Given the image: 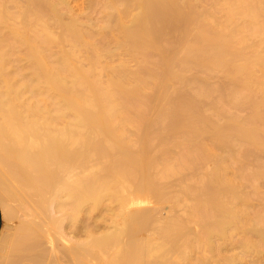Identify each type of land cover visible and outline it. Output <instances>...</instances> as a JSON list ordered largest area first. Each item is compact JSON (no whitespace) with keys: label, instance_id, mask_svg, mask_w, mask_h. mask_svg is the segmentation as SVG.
Listing matches in <instances>:
<instances>
[{"label":"bare ground","instance_id":"obj_1","mask_svg":"<svg viewBox=\"0 0 264 264\" xmlns=\"http://www.w3.org/2000/svg\"><path fill=\"white\" fill-rule=\"evenodd\" d=\"M7 1L0 0V26H4V27H7L8 18L9 17L13 18L12 16H9V14L6 11L7 9L6 4L8 3ZM21 1L22 3H25L26 8L23 10L22 13V11H20L21 3L18 1L19 2L18 6L20 8L19 11L22 14H24L27 11H30L32 15H30V17L27 18L23 17L24 18V25L22 24L23 27L16 26L19 25L18 23H23L21 22L23 18L19 16L20 12L18 11L19 13L18 12L15 13L16 9H18L16 8L13 16L16 18H20V20H15V18H13L15 20L14 23L17 22V24L16 25L12 24L14 28L12 26L13 29L11 28L12 30L10 34L12 33L11 35H13L14 41L17 42L18 45L22 46L24 48L23 50L26 51L24 53V56L27 55L28 58L27 57L26 58L29 59L28 61H30L29 62L30 68L32 71L31 79L34 80L35 83L37 82L38 85L42 84L44 88H47L48 93L49 90H51V92L52 91L55 92L56 94L55 99L58 98L60 100L61 102L60 105L62 106V110L63 109L65 110L63 111L65 112L64 114H66V110L70 112V114L67 113L66 115L71 116V118H69L70 120L71 119L76 120V123L73 125L74 128L78 127L77 128L78 130L76 129L77 132L72 130L63 131L62 128L59 126L61 131H63L60 132V130L56 129V131L58 130L59 133H61L59 135L57 134V132L54 131L55 129L53 130L51 129V131L49 129L47 130L45 128L47 126L46 125L44 128L47 131L46 130L42 131L43 129H41L42 131L41 132L40 129L35 128V120L25 121L23 119V117L18 111V108L20 106L22 107L23 103H21V105L18 107L17 105L19 102L16 103L17 98L15 97L17 96V94H19V96L21 95L20 93H22L23 89H21L20 91V88H23L25 84L19 87L16 84V82L13 81L10 74L8 73L6 69V65L8 63V58H7L8 51H6V49L4 51L2 46L3 45L5 46L9 38L7 42L4 43L7 37L5 38L3 36H0V84H1L0 86L1 88L0 89V120H1L0 122V186H1L0 197L3 193L6 195L10 190V189L9 190L6 189L8 183L10 184V182L12 183L20 182L19 184L22 183V185L26 189L24 194L25 195L24 200L29 201L30 193H33V195L39 197V203L41 204V206H44L43 205L44 203H48L47 204L48 208L53 206L55 209L61 210L62 208L67 207L68 210L66 215L63 214L64 217L66 216L63 220L60 219L59 221L55 220L54 218H52L51 216L52 214L50 215L51 216L50 217L49 215L46 214L47 209H44V212H42L41 214L37 213L39 216L40 215L43 216V220L41 219L42 217L41 218L39 217L42 220V222L40 221L38 223L34 222L29 224L28 223L25 224L26 222L25 223L22 222L21 224L16 226L17 228H14V230L16 229L14 235L7 237L6 240H4V242L6 241L7 247L6 245L5 247L7 248L6 250L8 254L13 257L15 255V258L17 256V259L15 258L11 259L9 256L7 257L9 259H7L6 264H19L20 261L19 258L21 256L18 257L19 254L17 253H20L21 251H23L28 255L27 258H30L32 264H44L42 263V261L46 260L47 255L45 252H47L48 254V251H45V248L43 247L44 244L43 238H45L46 236L49 237L48 234L51 228H54L55 231L57 230L59 233H62L64 231L63 228H65L64 226L66 224H70V225L72 224L70 228L73 229L72 228L74 227L73 224L78 221L80 216L83 217L81 214L85 209L91 211L92 214V211H97L99 208H101L105 200H108L110 202L114 201L119 206L118 207L119 210L123 211L126 208V206L129 205L131 206L137 197L144 195L146 192L148 193L149 191L151 192L157 191L156 193L160 195V193L164 192L163 189L165 185L163 186L162 190L160 189L157 190L158 186L155 188L154 185L158 181H161L162 178H167L175 173L177 174V172L181 169V167H182L181 170H183V167L184 168L194 167L195 172H197V177L195 178L196 184L195 187H193L192 189L193 191L192 190L190 191L191 188L189 190L185 189L188 187H181L182 189L178 188L180 191L174 188L176 192H179V195L180 192L184 191L183 193H181L183 194L182 196H184L185 192L188 191L189 196L186 192L187 196L195 200V202L193 201L194 206L192 205L194 211L189 215L184 216L183 218L182 217L180 218L179 216H172L168 218V220L165 219L167 221L166 223L161 224V222H158L161 225H159L157 228L152 227L151 229L152 232L153 231L154 233L159 232V234L156 233L157 236H162V238H164L166 241L172 244L179 252L184 264H190L192 259L191 256L189 255L190 250L185 251L184 249L189 248V246H191L192 249L194 248L193 245L194 243L193 241H191V236L189 232V226H190L189 222L191 221L193 224L197 225L200 230L199 234H197L194 237V239L199 245L198 246L199 249L200 250L202 249L204 253L206 252L205 253L206 256L200 255L198 259V264H211L212 263L211 256L214 255H217V259L221 261L223 264H264V192L261 191L264 190L262 189L264 188V82L254 81L253 79L254 69L258 67H264V57L257 58L256 57L257 55L255 54H254L255 57H252L254 56L252 53H251L252 55L248 56V54L250 53L247 50L246 51L248 52V54H246L244 49L237 48L235 46L236 43H234L233 35L230 34L233 37L228 38L229 37L228 32H227L228 36H226L225 38L223 36L224 34L218 33L219 31L215 30L217 33L211 31L213 30L212 28L211 29H208L209 27L207 29L204 28L207 30V31L205 30V32L203 28H199L200 34L202 33L201 32L202 29L204 33L200 35L198 33L199 31L197 32L200 35V37H199V41L198 40L196 41L198 42L196 46L199 45L202 47L201 51H199L197 55L203 61L204 59H206L207 61L210 62L208 63L210 64V66L211 65L218 66L220 67V69L223 68L224 70L222 69V71H224L225 73L227 71V73L230 74V76L235 77L234 81L236 83L234 82L235 83L234 87L237 84L240 85L241 88L243 87L245 89H251L255 86H259V84L261 85V90H262L261 95L258 98H254V99L250 97L251 98L249 99V101L251 100L250 102L246 100V102L248 101V105L245 104L246 106H243V107L252 108L250 116L245 119L230 118L223 124H221L216 119L215 121H213L212 119H210V117L206 115V113H204L203 115L202 114L203 110L202 111L200 110L202 108L201 107L199 108L196 105L197 102L195 103V101L192 99L191 100L182 99L180 102H172V97L169 94L170 92L169 83L172 87V82H170V80H172L175 77V75H177L176 65L180 64L181 61L180 63H175L176 62L175 59L173 60L172 58L168 57V55L170 54H167V57L165 56L163 61L161 60L162 61L161 67L163 69L165 67L164 70H165L166 83L163 82L157 92L155 90H152L153 93L156 92L154 96L153 97L151 96V98L150 97L147 98L146 96V98H144V101L147 104V106L150 108L149 109L150 111L154 109V106L161 105L162 110L159 111L160 118L167 117L172 121L170 124H167L166 126L169 128L170 126H176L177 127L176 134L180 132L179 134H181L184 137L186 142L193 141L194 143L189 142L190 145L189 146L186 145L188 148L187 149L184 148L185 151L181 155L179 154L177 159L174 158L175 159L174 164L169 165L168 167L166 165L168 163L166 164L164 163L165 164L164 166L166 167H163L162 169L160 168L159 170L158 159L155 157L156 155L155 156L152 155V151H153L152 149L154 145L152 144L153 142L151 143L152 139H150L152 135L149 134L151 137H149L148 135L149 128H151L149 126L150 124L148 125L149 121L147 124L146 123L141 124V127L139 129L141 132L138 131L139 134L137 136L140 141L137 149L135 150H131L128 148V143L125 142L123 138L124 135L122 137L121 135L122 133H119L122 132L121 130H124V129L121 130L119 129L121 127V124L122 127L124 128L125 126H129L137 122L139 118L138 117L139 114L136 113L135 111L134 114L130 113L133 109L130 103L132 102V100H134L133 98L135 96L139 97V90L142 87V85L140 87V84L143 83V81H141L143 79L139 76H136L135 78L138 80V84L135 85L137 87L134 85L135 87L134 86L131 87L133 89H128L130 90L129 92L126 91L127 88L124 85V82L121 84L120 83L121 81L118 82L116 81V79L114 82L120 84H115L113 82L114 84H111L109 88L103 90L102 89L103 87L102 86H101L102 88L100 87L101 82L97 80L99 78L96 75L95 76L97 79H95V77L92 76L91 71L82 70L81 67H78L73 64L72 61L74 60L72 59L73 57L72 56L73 54H71L72 51L68 52L66 50L67 52H63L62 54L60 53L61 55L58 54L59 55L58 58L57 57L56 59L53 58V61H50L49 57L47 56L48 54H45L46 52L45 50L46 49L48 50L49 46L53 45V43L56 42H54L52 33L48 29L49 25L45 24L42 21V18L44 16L48 18L49 15L54 17L53 14H55L56 17L54 18L50 17V19H55V18L59 19L60 18L58 16L59 14L57 15V11H56V8H58L57 5L59 4L62 5L66 2L65 0H21ZM230 1H233L232 3L235 2L234 4L236 5L234 6L238 8L237 9L235 7L236 12L237 11L239 12V13L237 12L238 15L239 14L249 15L255 21L261 18L264 19V3L261 2L262 0H249L250 2H248V5L246 4L247 0H230ZM118 2L119 0H117V3ZM162 2H160V0L158 2L157 0H139V5L142 7L143 12L139 13L140 24L139 22H137L138 26L130 28L131 27L130 25L128 29L131 31V33L132 30L134 29V33H133L134 35H132L131 38L128 36L130 38V42L127 43V45L129 44L128 46H130L132 42L136 43L138 41H146L147 43L149 42L150 37L151 38L158 37L155 36L157 33V32L155 33V31L159 29L161 30V27H164L162 25H165V23L161 21L163 23L162 25L159 24V26L161 25V27L158 26L159 28L153 31L152 29L156 28L157 24L155 25L153 24L154 27L152 26L151 29L149 28L150 27L149 24L151 22L154 23V20L152 21L150 20L151 21L150 23L148 22L149 19L152 16H154V12L152 11L153 7L156 6L155 8H157L158 6L157 9L159 10L160 9L159 7H161L162 4L163 6H165L166 3L167 5L168 4L170 5V3L167 2V0H163ZM242 2H245L244 4H246L247 6L242 4L245 7L243 6L238 7ZM172 3L174 2H171V4ZM22 6L24 7V5ZM123 6L124 7L122 8V10H118V11L122 12L123 9L125 10L127 8V6L126 7L125 5ZM110 8L112 9L113 7H109V9ZM233 9L234 8H232V10ZM168 10L170 11V9ZM168 10L167 12H169ZM176 10H178V8ZM180 10L178 11L180 12ZM161 11L164 12L165 10H163L162 8ZM181 11L183 12V10ZM172 12H174V10ZM233 12L235 14V11ZM117 14L119 15V13ZM167 14L171 16L170 15L171 12ZM173 14L174 13H172V16H174L175 20H179L177 19L178 18L177 12H176L177 16ZM24 15L26 16L27 14ZM182 16L183 19L181 18V21H187V20L189 21L187 15L186 17L188 19L186 20H184V18H186L184 17L185 15L183 14ZM114 17L116 16L114 15ZM171 18L172 17H169L170 20H172ZM113 19L115 20V18ZM136 19L138 20V15L136 16ZM136 19L134 21H137ZM195 19L196 18H193V21ZM54 21H56V19ZM190 21L188 24L193 25L194 23L192 24V22ZM68 22H70V24H68ZM68 22L66 23V25L63 26L60 24L64 29L62 31L70 32V36L73 40L71 41L76 43V45L78 46V44L81 43V41H83L85 37H83V34H81V30L79 28L78 29L80 31L77 30L76 25L72 23L73 21H68ZM173 22L170 24L171 26ZM229 22H231V20ZM129 24H123V25L125 26ZM117 25L118 24L116 23V26ZM150 30H152V32L149 33ZM262 30H264V28H262ZM30 32L32 34H29ZM232 32H234V30ZM186 33H187V29H186ZM0 34H2V32ZM151 34H154V36H151ZM157 34L160 37L159 31ZM162 34L163 35L166 34L165 31ZM198 34L196 35L197 38H198ZM125 35L127 36V34ZM234 35L236 40V34ZM70 36H68L69 38L67 37L68 38L67 40L71 39ZM127 39L128 38H126V41ZM191 40L190 42H192ZM193 41L195 42V40ZM151 44L153 45L154 43L151 42ZM74 45L72 47H76ZM188 46L190 45L187 44L186 46L187 49H190L188 48ZM192 46L193 45H191L190 47ZM196 46L194 43L193 46L194 49H196L195 48ZM8 48H10V46ZM140 48L141 47H139V49ZM77 49L75 48V50ZM136 49L138 48H135V50ZM77 51L75 53L78 54L79 51L78 52ZM9 53L12 54V51ZM50 54H52V52ZM75 56L76 54L74 55V58ZM201 59L198 61V59L195 58L196 62H200V61L202 62ZM206 60L204 62H206ZM92 61H93L92 63H94V60ZM186 62L187 60L185 61V63ZM171 63L175 66V69L171 67L172 66ZM181 64L183 65V63ZM157 66L161 69L160 64ZM159 68L156 67V70L157 69L159 70ZM113 74L115 75V73ZM92 77H94V79L97 80L98 82L93 80ZM128 77L132 78L131 76ZM130 78L128 79L129 81ZM67 80H70V82H68ZM123 80H125L126 84L129 83L127 79H123ZM66 82L70 84L73 83V87L69 88L70 85H68V83L66 84ZM26 87L28 86L26 85ZM34 94L36 95L37 93ZM140 98L142 99L141 96ZM143 103L141 102L140 104ZM41 107H42L41 110L37 112L34 109L33 111H35V113H33V115L37 114L36 116L38 117V115H41L42 111L45 112L46 109L43 110L45 108V105L44 106L42 105ZM57 109L59 110V108ZM21 111L23 112V110ZM30 112L31 110L28 112V114ZM135 114H138V116H136ZM33 115L31 117H33ZM45 117H47V115H45ZM60 118H55L54 120H51L52 118L49 116L48 119L46 118L45 119L47 123L51 121L56 123L55 124L56 127L58 123H59L58 125H60V121H61ZM62 118L64 120V116ZM146 118L148 117L145 116L141 117L142 123ZM38 119L41 120L39 117ZM65 119L68 118L66 117ZM145 121H147V119ZM41 122H39L40 126L43 123ZM52 122L51 124L54 125V123ZM62 122L63 121H61V123ZM115 122H117V124L121 122L122 123L118 124L120 125L119 127L118 125L115 124ZM51 124L50 127H53L51 126ZM76 124L78 125L77 127H75ZM164 125L165 124H163V126ZM69 126L70 125L68 124V127ZM79 126L81 127V129H83L82 131L81 130L79 131ZM114 126L116 127V129L117 127H119L118 130L120 131L117 132L118 130L117 131L116 129L114 130L115 128ZM157 126L160 128L162 127L160 126V124H158ZM36 127H39L37 126V123H36ZM47 128H49V125L47 126ZM70 128L73 127L70 126ZM126 129L124 131H126ZM170 129L172 130V127ZM164 130L166 129L164 128ZM53 131L56 134H54ZM126 132L129 131L127 130ZM133 132L135 131L133 130ZM118 133H119L118 135L119 137L116 135ZM141 133L142 134L145 133V134L141 136L142 135ZM139 135L142 138H140ZM135 137H136V133H135ZM207 138L211 143L209 146L206 144ZM68 139L71 140L72 145L71 144L63 145L66 143L64 140H68ZM125 139H126V135H125ZM68 143H70V141ZM74 145H76V147ZM234 147H236V150L234 149ZM169 151L174 152V150L172 149L171 150L169 149ZM114 155H118V156L99 172L90 175H84L82 177L78 176L80 178L76 176L77 178L70 179L72 174H74L73 170L77 165L79 166L78 168H82L84 164L90 162L93 159L108 158ZM208 161H212L214 163V167H212V169L211 168L206 169L208 164H206L207 166L205 167V163H207ZM233 163L235 164V166L233 165ZM178 168L179 170L177 171ZM156 177L158 179L160 177L161 178L160 180H158L156 179ZM174 179H176V177ZM2 185L5 186L6 188L3 187ZM126 189H130V190L133 189L132 192L134 194L132 193V195H130L131 193H129L130 197H126V195H128V192H131L129 190L127 194H124ZM191 192H193L194 197H191L192 196L190 195L192 194ZM174 194L172 193L171 195ZM151 195L153 194L151 193ZM162 195H164V193L161 194L160 196ZM166 195L167 194L164 195L165 197L164 199H166L167 197ZM179 195L178 197L181 198ZM7 196L10 197V194H7L3 200H6ZM175 197L177 196H174L173 200L175 199ZM34 198H33V203H34L33 205H35L36 202L35 200H37V198L36 199ZM37 207L39 208V206H36V208ZM145 212L146 210L145 211L137 210L130 214L128 213L129 219L132 221V227L131 224L124 223L125 225H123V227L120 228L117 233L104 232L100 234H96V233L94 234L93 232H90V229H88L89 227L87 228L88 230L84 228L86 230L85 231L86 238L82 240L80 243H77V241H75L77 243L75 244V246L66 248L65 250L63 249L65 255L68 257L70 256L73 257L77 264H89L90 262H92L90 260V262L87 263L86 259L89 257L93 258L92 260L95 259L97 261L96 263L99 264L98 262L103 260L102 257L105 254L106 255L109 254L110 251H112L118 244H120L121 240L123 241L122 237L126 238V237H130L131 235L133 236L134 234L133 225L137 226V228L135 227L136 229L139 228L138 230H136L138 232L139 231L141 232V230L144 228H148V227L151 228L150 226L152 223H154V220L157 217V215H155L156 217L154 216L155 218L152 217V219H154L152 220L151 217L148 218L149 215L153 214V213L150 214L152 211L148 213L149 214L148 216ZM14 213L15 212L13 210L9 208L6 209L5 218H8V220L12 219L13 217H15ZM168 213L170 214L169 211ZM160 214L161 211L159 215ZM50 224L53 227L49 229L47 228L48 231H46L45 233L43 228H45V225L49 226ZM146 230L147 229H145V232ZM136 231L135 233L137 234L138 232ZM148 231H150V229ZM164 231L167 232V234L164 233ZM62 235L64 236L65 234H60L59 237L62 238L63 237ZM49 239L51 238L49 237ZM1 240L0 243H2ZM40 241L43 243L42 246L40 245L41 244ZM39 247L40 249H38ZM234 249H236V253L233 251ZM237 249H239L238 252ZM40 250L42 251L44 250V252H41ZM229 251H233L234 253L232 252L231 254H227V252ZM24 257L26 260L25 254ZM2 260H4V258H2ZM48 262L49 264L50 262L51 264H61L57 260V257H54L52 255L50 256V260Z\"/></svg>","mask_w":264,"mask_h":264},{"label":"rangeland","instance_id":"obj_2","mask_svg":"<svg viewBox=\"0 0 264 264\" xmlns=\"http://www.w3.org/2000/svg\"><path fill=\"white\" fill-rule=\"evenodd\" d=\"M16 1L17 0H8L7 1L8 3L6 4V8H7L6 11L9 14V16H12L13 18H15V20H20V18H16L13 16L15 9L18 8V9H16L15 13H17L20 8H21L20 11H22V13H23V10L26 8V5H25V3H22L21 0H18L21 3L20 4L21 7L19 8V6H18L19 2L18 1L16 2ZM158 1L159 0H157V2ZM162 1L160 0V2H162ZM65 2L66 3H64L62 5L61 4L57 5V7L59 9L56 8V11H57V15L59 14L58 16L60 17L59 19L55 18L57 22L54 21L55 19H50V17H52L50 15L48 16V18L45 16L42 18V21L45 24L49 25L48 29L52 33L54 42H56V43H53V45H50L51 47L49 46L48 50L47 49L45 50L46 51L45 54H48L47 56L49 57V60L53 61V58L56 59V57L57 58L59 57L58 54H60V53L62 54L63 52H67V51L68 52L72 51L71 52V54H73L72 59L74 60V61H72L73 64L78 66V67H81L82 70L91 71L92 72L91 74H92V76L95 77V79H97L96 78V76H97L99 78L97 80L101 82L100 87L102 86L103 88L102 87L101 88L103 90H106L107 88H109L111 84H114V83L115 84H120V83L122 84L124 82V85L127 88L126 91L129 92L130 90H128V89H133L131 87H133L135 84L136 85L138 84V80L135 78L136 76H139L143 79L141 81H143L144 84L143 83L140 84V87L142 85L141 89L139 87V89L141 90V91L139 90V97L135 96L138 99L134 97L133 98L134 100H132V102L130 103L132 108H133V109L131 108L133 112L131 111L130 113L134 114V111H135L136 113L139 114V116H138V114H135L136 116L139 117L137 122H135L129 126H125L124 128L122 127V124H121L122 122L118 123V124H121L122 128L120 127V125L117 124V122H115V124L118 125L120 128L117 127V129H116V127L114 126L115 127L114 130L116 129V131H117L118 128L120 130L121 129L125 130L127 128L126 131L128 130L130 133L126 132L124 130H121L122 132H119L120 130H118L117 132L122 133L121 134L122 137L124 135L123 138H124L125 142L128 143V148L131 150H135V149H137V147L139 145V141H140L137 136L139 134L138 131H140L139 129L141 127V124H145V123L147 124L149 121L148 125L150 124L149 126L151 128H149L148 135L150 134V135H152V137L154 135L153 138L150 135H149V137H151L150 138V139H152L151 143L153 142L152 144L155 146V148L153 146L152 155H154V156L156 155L155 157L158 159L159 170H160V168L162 169L163 167H166V166H164L166 163H168V164H166L168 167H169V165L174 164V160L178 158L179 154L181 155L185 151V149L188 148L187 146H189L190 143H194L193 141L192 142H190V141L186 142L184 137L181 134H179L180 132H178L176 134V130H177L176 126H170V128L172 127V130L166 126L167 124H170L172 121H171V119H169L167 117H163V118L161 117L160 118V116H159L160 112L159 111L162 110L161 105L154 106V109H152L150 111L149 110L150 108L147 106V104L144 101V98H146V96H147V98H149V97L151 98V96L153 97L163 82L166 83L165 70H164L165 67L163 69L161 66H162V61L165 58V56L167 57V54H170V55H168V57L172 58L173 60L175 59V61H176V62L174 61L175 63H180V61H181V63H183V65L180 63L182 66L180 64H178L180 66L175 64L176 68H177L176 74L178 76L175 75L176 78L174 77L175 78V79L173 78L174 80L173 79L170 80V82H172V87L169 83V86H170L169 94L172 97V102H180L182 99H190V100L192 99L195 101V103L197 102L196 105L199 108L200 107L202 108L200 110L201 111L203 110V113H202L203 115H204V113H206V115L208 117H210V119H212L213 121H215V119H216L221 124H223L224 122H226L230 118L245 119V118H248L250 116L252 108L251 107H243V106L248 105V101H249V99H251L250 97H252L254 99V98H258L261 95V92H262L261 85L259 84L260 88H259V86H255L251 89H245L243 87L241 88V86L237 85V84L234 87V85L236 83L234 81L235 77L230 76V74H228L227 71H226V73L224 71H222L223 68L220 69V67H218V66H212V65L210 66V64H208V63H210L209 61H207L206 59L203 58L204 61L206 60V62H207L206 63L197 55L198 52L201 51L202 47L198 45L199 46V48H198V46H196V44L198 42H196V41L197 40L199 41L200 35L202 33H204L205 30L209 27L208 29L212 28L213 30H211V31H214L215 33H217L216 31H219L218 33L224 34L223 36L225 38H226V36H228V33H229L228 38L234 36V43H236L235 46L237 48L244 49L246 54H248V52H249L250 54H248V56L255 54V55H257L256 56L257 58H262V57H264V30H262V28H264V19L261 18V19H258L255 21L249 15H242V14L238 15L239 12L238 11H237L238 13L236 12V10H235L236 6H234V5H236V4H234L235 2L232 3L233 1H230V0H167V2L170 3V5L169 4L167 5V3L165 4V6H163V4L161 5L163 10H165L164 12L161 11L162 10L161 7H159L161 10L157 9L158 6H157V8H155L156 6L152 8V11L154 12V16H152L148 22V23H150L152 20H154V23L151 22L152 24L151 23L149 24L150 25L149 28H151V29H152L153 24L154 25L157 24L156 25L157 27L152 29L153 31L157 30L159 27H161V25L163 23H165V25H162L164 27H161V30L159 29V30L155 31V33L156 32L158 33V31H159L160 37L156 33L155 36L156 37L158 36V37L157 38H155V37L151 38L150 37V39H149L150 44H149V42L146 43V41H138L136 43L132 42L133 44L131 43L130 46H128L129 44L127 45V43L130 42L131 36L134 35L133 34L134 29L132 30V33L128 29H129L130 25H131L130 28L138 26L137 22H139V20H140L139 13L143 12L142 7L139 5V0H119L120 3L119 2L117 3V0H115V1H113V0H65ZM171 2H174V3L171 4ZM248 2H250V1L247 0V2H246L247 5H248ZM261 2L264 3V0H262ZM162 3H164V2H162ZM244 3L245 2H242L240 4V6H238V7L247 6ZM262 3H261V5H262ZM174 4L176 7L174 6ZM242 4H244L245 6ZM22 5H24V7ZM115 5H117V6H115ZM123 5H125V7L127 6V8L129 6H131V7H129L128 9L126 8L125 10L123 9L122 12L118 11V10H122V8L124 7ZM109 7H113V8L109 9ZM165 8H167V9H165ZM177 8H178V10H180V9L183 10V12L181 10L179 12L178 10H176ZM232 8H234V9L232 10ZM168 9H170V11ZM111 10H113V11H111ZM167 10L169 12H171V14H170L171 16H169L167 14V13H169V12H167ZM173 10H174V12H172ZM231 10H232V12H231ZM227 11H229V12H227ZM233 11H235V14ZM176 12H177L178 16L176 15ZM22 13L21 12L19 13V16L21 18H23V17L27 18V17H30V15H32V13L30 11H27L24 13V14H27L26 16ZM117 13H119V15ZM172 13H174L173 15H176L178 17V18L177 17L176 18L179 20H175L174 16H172ZM183 14L185 15L184 17H186V15H187L189 18V21L191 20L190 22H192V24L193 23L194 24L189 25L188 20L187 21H181V18L183 19V16H182ZM189 14H190V16H189ZM229 14L232 16H230ZM53 15H54V17H56L55 14H53ZM114 15L116 17H114ZM137 15H138V20L136 19ZM227 16H228V18H227ZM229 16H230V18H229ZM54 17H52V18H54ZM169 17H172L171 18L172 20H170ZM13 18H11V17L8 18L7 27L0 26L1 27L0 33L2 32V34H0V36H3L5 38L7 37L6 41L4 40L5 41L4 43H6L8 38H9L8 42L5 44V46H7V47H5L4 45H3L4 47L2 46L4 51H5V49H6V51H8V53L6 52L7 58H8V63H7L8 66L6 65V69H7L8 73L10 74L13 81L16 82V84L19 87L22 86L23 84H25L23 86V88H20V91H21V89H23V91H22L23 94L19 92L22 96L21 95L19 96V94H17V96L20 98H18L17 96L15 97V98H17L16 103L19 102L17 105L18 107L21 105V103H23L22 107L21 106L19 108L17 107L19 113L21 114V116L23 117V119L25 121L35 120V128L40 129V131H41V129H43L42 131H45L46 129L47 130L49 129L50 131H51V129L52 130L55 129L54 131L57 132V134H59V135L61 133H59L58 130H60V132L68 131V130H72V131L77 132V130H78L77 124H79V123H77L75 126L77 128H74L73 124L76 123V120H74V119L70 120L69 119V118H71V116L66 115L67 113L70 114L69 111L66 110V114H64L65 112H63V111H65V110L64 109L62 110V106L60 105L61 104L60 100L57 97H56L57 99H55V96H56L55 92H53V91L51 92V90H49V93H48L47 88H44L42 84L38 85L37 82L35 83L34 80L31 79L32 71L30 68V63H29L30 61H28L29 59H27L28 58L27 55L24 56V53L26 51H24L23 50L24 48L22 46L18 45V43L14 41V37H13V35H11L12 33L10 34L11 30L14 28V26L12 24H14V25L17 24V22L14 23L15 20ZM113 18H115V20ZM188 18L186 17V18H184V20H186ZM193 18H196V19L193 21ZM135 19L137 21H134ZM230 20H231V22H229ZM234 20H235V22H234ZM68 21H73L72 23H74V25H76L77 30H79V29L81 30V34H83V37H85L84 38L85 41L83 39H82L83 41H81V43L84 42L83 44L77 43L78 44V46H77L76 43L72 42L73 40L70 36V32L62 31V30H64L62 28V26L66 25V23ZM173 21L175 23H177L178 21H180V22L175 24ZM21 22H23V23H18L19 25H16V26L23 27L24 18L22 19ZM128 22L129 23L131 22V23L129 24ZM172 22H173V24L171 26L170 24ZM116 23L118 24L117 26H116ZM68 24H70V22H68ZM123 24H129V25L124 26ZM135 24H137V25H135ZM139 24H140V22H139ZM159 24H161V25L159 26ZM244 25H246V26H244ZM12 26H13V28H12ZM20 27H19V29H20ZM185 28L187 29V33H186ZM199 28H203V29L206 28V29H204V32L202 29L201 30L202 33L200 34ZM241 28H243V29H241ZM248 29H250V30H248ZM152 30H150L149 33L152 32ZM233 30H234V32H232ZM160 31H162V32H160ZM164 31L166 34L163 35L162 33H164ZM29 34H32V33L30 32ZM125 34H127V36ZM197 34H198V38L196 36ZM230 34L233 36H231ZM234 34H236V40H235ZM67 35L70 36L71 39H69V40L70 41L72 40L71 42L69 40H67L69 38ZM151 36H154V34H151ZM195 37H196V39H195ZM240 37H242V38H240ZM126 38H128L127 41H126ZM132 39H133V37H132ZM190 40L192 42H190ZM193 40H195V42ZM151 42L154 44L152 45ZM187 42H189V43H187ZM194 43H195L196 49H194V47H193ZM187 44L190 46L191 45H193V46L192 47L188 46V48H190V49H187V47H186ZM73 45L76 47H72ZM82 45H84V46H82ZM86 45H88V46H86ZM9 46H10V48H8ZM79 46H81L83 48H81ZM131 46H132L133 50H132ZM139 47H141L140 48L141 50L139 49ZM75 48L76 49L78 48L79 50L78 49L77 50L79 52L77 50H75ZM135 48H138V49L135 50ZM11 51H12V54L9 53ZM76 51L78 52V54L75 53ZM51 52H52V54H50ZM171 53H172V55H171ZM75 54H76V56L74 58ZM94 54H96V55H94ZM255 55L252 57H255ZM194 57L197 58L198 61L201 59L202 62L201 61L196 62ZM50 58H52V59H50ZM92 60H94V63H92L93 62ZM177 60H178V62H177ZM186 60H187V62L185 63ZM254 60H256V59H254ZM96 61H97V64H96ZM182 61H184V62H182ZM159 64H160L161 69L157 66ZM94 65L95 66L97 65V66L95 67ZM156 67L159 68V70L158 69L156 70ZM171 67H173V69H175V66L173 64ZM113 73H115V75ZM152 74H154V75H152ZM132 75H134V76H132ZM128 76H131L132 78H130ZM94 77H92L93 80H95ZM129 78H130V81L128 80ZM115 79H116V81H118V82L121 81V82L120 83L114 82ZM123 79H127L129 81V83L127 82L128 84H126L125 80H123ZM253 79H254V81L264 82V67H258L256 69H254ZM97 80H95V81L98 82ZM67 81L70 82V80H67ZM68 82H66V84ZM71 82H73V81H71ZM100 82H99V84H100ZM26 85L28 87H26ZM68 85H70V87L67 86L69 88L73 87V83H71V84L68 83ZM143 85H145V86H143ZM0 86H1V84H0ZM237 86H239V87H237ZM152 90H155L156 92L153 93ZM34 93H37V94L35 95ZM140 96L142 97V99L140 98ZM246 100H248V101L246 102ZM141 102L142 103L144 102V103L140 104ZM132 104L133 105L135 104V105L133 106ZM137 104H139V105H137ZM241 104H243V105H241ZM42 105L43 106L45 105V108L43 110H45V109L46 110H45V112L42 111L41 115H38V117L41 119V120H39L38 117L36 116L37 114L33 115V113H35V111L36 112L40 111L42 108L41 107ZM36 106L38 109L36 108ZM57 108H59V110ZM159 108H161V109H159ZM34 109H35V111H33ZM134 109H136V110H134ZM21 110H23V112ZM30 110H31V112L28 114V112ZM58 111L63 113L64 120L62 118L63 117L62 113H60ZM25 112H26V114H25ZM143 112H145V113H143ZM146 112H147V114H146ZM45 113H47V114H45ZM31 114L33 115V117H31L32 116ZM45 115H47L48 118L50 116L52 118L51 120H54L55 118L61 117L60 119L63 122L61 123V121H60V125H58L59 124L58 123L57 124L58 126L56 125V127H55L56 123L52 122L51 120H48V121H51L52 123H54V125L51 124V122H48V123L46 122V119H48V118L45 117ZM65 115L70 121L73 120L74 123H73V121L70 122L68 119H65L66 118ZM34 116H36V117H34ZM143 116L148 117V118H146L147 121H145L146 120L145 119L142 123L141 117H143ZM67 121H69V122H67ZM217 121H216V123H217ZM0 122H1V120H0ZM39 122H41L43 126L42 125L40 126ZM36 123H37V126H39V127H36ZM49 123L53 127H50ZM137 123H139V124H137ZM68 124L71 127H73L74 130H73V128H70V126L68 127ZM158 124H160V126H162L161 128L163 131L161 130L160 127L157 126ZM163 124H165V125L163 126ZM46 125L47 126L49 125V128H47ZM79 125H81V124H79ZM154 125H156L157 127ZM59 126L62 128L63 131H61ZM64 126H65V128H64ZM67 128H69V129H67ZM82 128H83V126H82ZM130 128H131V130H130ZM164 128L166 130H164ZM174 128H176V129H174ZM56 129H58V130L56 131ZM80 130L82 131L83 129H81V127L79 126V131ZM133 130L135 132H133ZM54 131H53V133H54ZM174 131H175V134H174ZM169 132H170V134H169ZM119 133L116 135L118 136ZM135 133H136V137H135ZM54 134H56V133H54ZM144 134L145 133H143L141 136H143ZM59 135H57V136H59ZM125 135H126V139H125ZM128 137L130 140L128 139ZM139 137H140V135H139ZM167 137L170 139H168ZM140 138H142V137H140ZM154 138H156L157 140ZM64 141L66 142L65 144H63ZM64 141L62 143L63 145H69V144L72 145L71 140L68 139V140H64ZM69 141H70V143H68ZM154 141L155 142L157 141V142L155 143ZM158 143H159V145H158ZM206 144L208 146L211 144L209 142L208 138L206 139ZM164 145H165V147H164ZM168 145H170L171 147ZM74 146L76 147V145H74ZM168 148L170 150L171 149L174 150L175 153L173 151L172 152L169 151ZM234 149L236 150V147H234ZM154 150H156L157 152ZM217 153H219V152H217ZM170 155H172V156H170ZM117 156L118 155H114V156L108 157V158L93 159L90 162L84 164V166L82 168H78L79 166L77 165L74 168V170H73L74 174H72L70 179H75L78 176L82 177L84 175H90V174L97 173L100 170H102L103 168H105ZM236 160H237V158H236ZM170 161L173 163H171ZM227 163H230V162H227ZM206 164H208V166ZM233 165L235 166L234 163H233ZM205 167H206V169H208V168L212 169V167H214V163L212 161H208L207 163H205ZM181 169H182V167H181ZM181 169L179 170V168H178L177 171L178 170L179 171L178 172L176 171L177 174L175 173V174H172V176H169L167 178H162L161 181H158V180H160L161 177L159 179L156 177V179H158L156 181H158V182L156 183L157 185L155 184L154 186H155V188L158 186L157 190H159V189L162 190L163 186L165 185L164 189H163L164 192L163 191H161V192H163L164 195L167 194L166 199H164L165 198L164 195L160 196L163 193H160V195H159L156 193L157 191L156 192L155 191L154 192L149 191L153 195H151V193H149V192L145 193L147 195H145L143 193L144 195L137 197L134 200V203L131 206L130 205L126 206V208L123 211L119 210V208H118L119 206L114 201L110 202L108 200H105L104 203L102 204L101 208H99L97 211H92V214H91V211H89L88 209H85L84 210L85 214L83 211V213L81 214L83 217L80 216L78 221L73 224L74 225V227H72L73 229L70 228V226H72V224L71 225L66 224L64 226L65 228H63L64 231L62 233H59L57 230L55 231L54 228H51V227H53L51 224L49 225L50 227L45 225V228H43L45 233H46V231H48L49 228H51L52 231L50 230V232L48 234L51 239H49V237H47L45 234L46 237L43 238L44 240L42 239L44 244L40 241L41 242L40 245L42 246V244H43L45 251H48V254H47V252H45L47 255L46 260H45L46 262L42 261V263L49 264L48 261L50 260V256L52 255L54 257H57V260L61 264H77L73 257H71V256L68 257L65 255L64 250L66 248L75 246V244L80 243L82 240H84L86 238V232H85L86 230L84 228L87 229L89 227L88 229H90V232H93L94 234L95 233L100 234V233H104V232L117 233L119 231V229L122 228L123 225H125V224H131V227H132V221L129 219L130 213L135 212L137 210H144V211L146 210L145 213L147 214V216L149 215L148 213H150L151 211L152 212L150 214H152V213L154 214V215L153 214L149 215L148 218L151 217V219H152V217L157 215V217L155 216L156 218L154 217L155 220L152 219V220H154V223L151 224V226H150L151 228H149V227L144 228L141 230V232L140 231L138 232L136 230H138L139 228L136 229L137 226L133 225V231H134L133 236L132 235L130 237L125 236L126 238L122 237L123 241L122 240L120 241L119 246L115 247L112 251H110L109 254H107V255L105 254L102 257L103 260L99 261L98 263L99 264H170V263L171 264H181L179 258L176 256L173 249L169 246V243L166 240H164V238H162V236H157V234H159V232H156L157 233L156 234V233H154V231L152 232V230H151L152 227L157 228L162 223H166L167 222L166 220H168V218H170L172 216H179L180 218L181 217L183 218L184 216H187L194 211L193 210V206H194L193 203L195 202V200H193V198L188 197L189 196L188 191H186L188 196L185 192V194H184L185 198H184V196H182L183 194H181L184 191L180 192V195H179V192H176V190L178 188L182 189L181 187H188L185 189L189 190L191 188L190 189V191H191L193 189V187H195V184H196L195 178L197 177V172H195L194 167H189V168L183 167V170H181ZM189 169H190V171H189ZM184 172H185V174H184ZM173 177L174 178L176 177V179H174ZM78 178H80V177H78ZM180 179H181V181H180ZM175 181L176 182L178 181V182L176 183ZM19 183L20 182H18V183L17 182L16 183L10 182V184L9 183L7 184V188L2 185L3 187H5L8 190L10 189L7 193V194H10V197H8L9 196L8 195L7 199L5 198L6 200H3L4 197L7 195V194L5 195L4 193L1 195V197H3V198L0 197L1 198L0 199V240L2 239L1 240L2 243H0V246H1V248H0V262L2 261L3 262V263L1 262L2 264H6L7 259H9L7 257L10 256L6 250L7 244H6V241L4 242V240H6V238L9 236L14 235V233L16 232V229L14 230V228H17L16 226H18L22 222L23 223L26 222L25 224L34 223V222L38 223L40 221L42 222L43 216H41V215L39 216L37 213L41 214L42 212H44V209H47V212H48V213L46 212L47 215L50 216L52 214L51 215L52 218H54L55 220H58V221H59V219L63 220L66 217V216L64 217V215H66V213L68 211L67 207L62 208L61 210H57L53 206H51L50 207L51 209H50V208H48V205H47L48 203H44L43 204L44 206H41V204L39 203V197L36 195H33V193H30V196H29L30 202L27 200H24L25 199L24 194H25L26 189L22 185V183L21 184H19ZM22 188L24 189V191ZM170 189H172V190H170ZM262 189H264V188H262ZM129 190L130 189H126V191H125L126 193L124 192V194H127V192ZM132 190H130L131 192H128V195H129V193H131L130 195H132V193H133ZM261 191L264 192V190H261ZM172 193L173 194L175 193V194L171 195ZM191 193H192V194H190V195H192L191 197H194L193 192H191ZM3 195H5V196H3ZM31 195H32V197H31ZM128 195H126V197H130V195L129 196ZM178 195L181 198H179ZM174 196H177L179 199L177 197H175V199H174L175 201H174L173 200ZM33 198L34 199L37 198V200H35L36 202L34 201L35 205H33L34 204ZM36 206H39V208L37 207L38 208L37 209ZM40 207H41V210H40ZM8 208L15 212L14 213L15 217H13L12 219H9V220H8V218H5V210ZM49 209L51 210V212ZM35 211H37V212H35ZM118 211H120L121 213ZM147 211H148V213H147ZM154 211H156V212H154ZM160 211H161V214L159 215ZM168 211L170 212V214L168 213ZM161 216H162V218H161ZM39 217L40 218L42 217L41 218L42 220ZM127 217L129 220L127 219ZM158 222H161V224H159ZM189 223H190L189 232H190V236H191V241H193V243H194L193 244L194 248L192 249V247L189 246V248H186L184 250L185 251L190 250L189 255L192 258L190 264H198V259H199L200 255L206 256V254H205L206 252L204 253L202 251V249L201 250L199 249V247H198L199 245L197 244L196 240L194 239V237L197 234H199V232H200L198 226L193 224L192 221ZM67 226L70 228V230ZM66 229H67V232H66ZM91 229H93L95 232ZM145 229H147L146 232H145ZM149 229L151 232L148 231ZM97 230H99V231H97ZM135 231L138 233L136 234ZM64 232H66V233H64ZM164 233L167 234V232H165V231H164ZM58 234L59 235L65 234L64 236L62 235L63 236L62 238H64L66 240V242L64 239L59 237ZM56 235H58V236H56ZM75 241H77V243ZM5 245H6V247H5ZM40 247L38 249H40ZM46 247H47V250H46ZM54 249L56 252L54 251ZM40 251L44 252V250L43 251L40 250ZM40 251H38V252H40ZM233 251L236 253V249H234ZM233 251H229V252H227V254H231ZM238 251H239V249H237V252ZM34 252H35V250H34ZM17 254H19L18 257L21 256L20 258H22V259L19 258V260H20L19 264H27V263L31 262L30 258H27L28 255L26 253H24L23 251H21L20 253H17ZM24 254L26 256V260H25ZM211 257H212V263L211 264H223L221 261H219L217 259V255H214ZM2 258H4V260H2ZM10 258L11 259L15 258V255H14V257L10 256ZM15 259H17V256ZM28 259H29V261H28ZM92 259L93 258H91V257L87 258L86 259L87 263H89L91 260L92 262H90L89 264H97L96 263L97 261L95 259L94 260H92ZM103 261H104V263H103ZM29 264H32V262ZM50 264H51V262H50Z\"/></svg>","mask_w":264,"mask_h":264},{"label":"crops","instance_id":"obj_3","mask_svg":"<svg viewBox=\"0 0 264 264\" xmlns=\"http://www.w3.org/2000/svg\"><path fill=\"white\" fill-rule=\"evenodd\" d=\"M165 240V239H164ZM168 242V241H167ZM169 243V242H168ZM117 246H119V244L117 245ZM116 246V247H117ZM169 246L173 249V251H174V253L176 254V256L179 258V260H180V262H181V264H184V262H183V260H182V258H181V256H180V254H179V252L176 250V248L172 245V244H170L169 243ZM168 255V254H167ZM171 264V263H170Z\"/></svg>","mask_w":264,"mask_h":264}]
</instances>
